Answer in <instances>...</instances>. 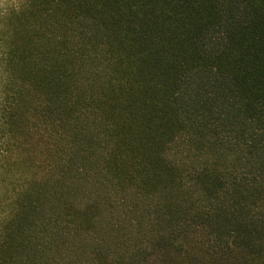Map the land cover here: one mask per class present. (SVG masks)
Masks as SVG:
<instances>
[{"label": "trees", "instance_id": "trees-1", "mask_svg": "<svg viewBox=\"0 0 264 264\" xmlns=\"http://www.w3.org/2000/svg\"><path fill=\"white\" fill-rule=\"evenodd\" d=\"M0 264H264V0L0 9Z\"/></svg>", "mask_w": 264, "mask_h": 264}, {"label": "rangeland", "instance_id": "rangeland-1", "mask_svg": "<svg viewBox=\"0 0 264 264\" xmlns=\"http://www.w3.org/2000/svg\"><path fill=\"white\" fill-rule=\"evenodd\" d=\"M23 1L24 0H0V9H4L12 5L20 4Z\"/></svg>", "mask_w": 264, "mask_h": 264}]
</instances>
